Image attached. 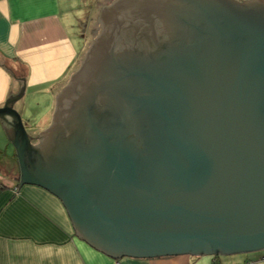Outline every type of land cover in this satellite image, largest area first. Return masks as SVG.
<instances>
[{
  "label": "water",
  "instance_id": "1",
  "mask_svg": "<svg viewBox=\"0 0 264 264\" xmlns=\"http://www.w3.org/2000/svg\"><path fill=\"white\" fill-rule=\"evenodd\" d=\"M98 20L37 137L24 84L0 106L19 187L114 259L264 249V0H112Z\"/></svg>",
  "mask_w": 264,
  "mask_h": 264
},
{
  "label": "crops",
  "instance_id": "2",
  "mask_svg": "<svg viewBox=\"0 0 264 264\" xmlns=\"http://www.w3.org/2000/svg\"><path fill=\"white\" fill-rule=\"evenodd\" d=\"M99 1L93 0L90 11L81 14L86 0L82 5L81 0H0V106L22 84L25 99L26 95L32 99L44 94L49 108L40 116H30L25 103L20 108L33 137L50 124L56 95L86 51L87 37L81 31L79 34L73 19H80V25L82 19H98ZM20 99L14 105L17 110ZM8 147L14 153L0 121V155H6ZM9 160L8 171L0 167L4 188L0 190V264L115 263L114 258L75 235L58 197L31 184L16 190L18 165L14 155ZM117 260L120 264H264V249L229 255L123 256Z\"/></svg>",
  "mask_w": 264,
  "mask_h": 264
},
{
  "label": "rangeland",
  "instance_id": "3",
  "mask_svg": "<svg viewBox=\"0 0 264 264\" xmlns=\"http://www.w3.org/2000/svg\"><path fill=\"white\" fill-rule=\"evenodd\" d=\"M81 5L84 3V0H81ZM92 1L93 0H86V6L83 7V9H81V12L79 11V13H84L86 11V9L88 11H90V8L89 7H92ZM112 0H100L99 3H98V6H100L101 4V7L100 9L105 6V5H108ZM73 23L75 24V28L79 31V34H80V31H81V25H80V19H73ZM95 26L97 27V30L100 28V25H99V22L96 21L95 23ZM95 36H90V38L88 39L87 38V45L90 44V42L92 41V39L94 38ZM79 66V65H78ZM77 66V67H78ZM47 97V95H46ZM24 99H25V95H23L20 99V103L21 104H18V108H19V112H21L20 108L24 105L25 103V107H26V112H28V114L30 116H33V117H38L40 116L44 111H46L48 108H49V105H47L46 103L49 101H46L47 99L45 98V95H37L35 97H33L31 99V97L29 95H26V99H25V102H24ZM46 99V100H45ZM23 101V102H22ZM38 102L37 106L35 104V102ZM46 101V102H45ZM22 105V106H21ZM21 114V113H20ZM22 117V115H21ZM23 118V117H22ZM29 128V127H27ZM3 149H6V145ZM12 155H14L13 151H11V149L8 147V150L6 151V155L2 154L0 155V167L3 169V171H8V168L6 167V165L8 164H11L12 162L9 160L11 159ZM18 167V166H17ZM18 172V171H17ZM4 181V180H3ZM262 251V250H261Z\"/></svg>",
  "mask_w": 264,
  "mask_h": 264
},
{
  "label": "flooded vegetation",
  "instance_id": "4",
  "mask_svg": "<svg viewBox=\"0 0 264 264\" xmlns=\"http://www.w3.org/2000/svg\"><path fill=\"white\" fill-rule=\"evenodd\" d=\"M126 2V1H125ZM96 21H99L98 19H91V18H86L81 20V33L87 37L88 39L90 36H96L97 33L99 32L100 28L97 30V27L95 26ZM130 27L133 25L134 20L133 19H128ZM101 26V24H100ZM131 36H133L134 32L131 30L129 32ZM36 139H33V142H35Z\"/></svg>",
  "mask_w": 264,
  "mask_h": 264
},
{
  "label": "bare ground",
  "instance_id": "5",
  "mask_svg": "<svg viewBox=\"0 0 264 264\" xmlns=\"http://www.w3.org/2000/svg\"><path fill=\"white\" fill-rule=\"evenodd\" d=\"M18 186H19V185L16 186V190L18 189ZM115 262L118 263V264H120V262H119L118 260L115 261Z\"/></svg>",
  "mask_w": 264,
  "mask_h": 264
},
{
  "label": "trees",
  "instance_id": "6",
  "mask_svg": "<svg viewBox=\"0 0 264 264\" xmlns=\"http://www.w3.org/2000/svg\"><path fill=\"white\" fill-rule=\"evenodd\" d=\"M2 189H4V188H3V185L0 184V190H2Z\"/></svg>",
  "mask_w": 264,
  "mask_h": 264
},
{
  "label": "clouds",
  "instance_id": "7",
  "mask_svg": "<svg viewBox=\"0 0 264 264\" xmlns=\"http://www.w3.org/2000/svg\"><path fill=\"white\" fill-rule=\"evenodd\" d=\"M106 6V5H105ZM100 12H101V9H100ZM100 15V14H99ZM87 47H88V45H87ZM87 49V48H86ZM36 142V141H35ZM115 261H117V259H115Z\"/></svg>",
  "mask_w": 264,
  "mask_h": 264
},
{
  "label": "built area",
  "instance_id": "8",
  "mask_svg": "<svg viewBox=\"0 0 264 264\" xmlns=\"http://www.w3.org/2000/svg\"><path fill=\"white\" fill-rule=\"evenodd\" d=\"M114 264H118V263L115 262Z\"/></svg>",
  "mask_w": 264,
  "mask_h": 264
}]
</instances>
